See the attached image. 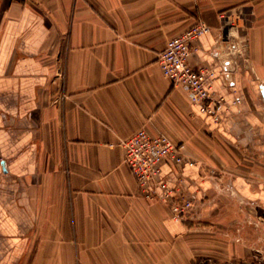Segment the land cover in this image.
<instances>
[{
  "label": "crops",
  "instance_id": "obj_1",
  "mask_svg": "<svg viewBox=\"0 0 264 264\" xmlns=\"http://www.w3.org/2000/svg\"><path fill=\"white\" fill-rule=\"evenodd\" d=\"M199 19L189 60L216 70L218 122L158 61ZM263 84L264 0H0V264H202L236 204L218 188L264 200ZM142 127L197 161L162 169L187 216L124 161Z\"/></svg>",
  "mask_w": 264,
  "mask_h": 264
},
{
  "label": "built area",
  "instance_id": "obj_2",
  "mask_svg": "<svg viewBox=\"0 0 264 264\" xmlns=\"http://www.w3.org/2000/svg\"><path fill=\"white\" fill-rule=\"evenodd\" d=\"M210 31L204 20H197L179 35L171 37L160 52L158 61L164 75L175 85H183L192 104L214 121L221 120L225 97L216 93V70L194 67L190 56L197 49L195 41ZM124 161L134 174L146 199L160 200L169 205L177 218L187 216L196 206V199L185 191L183 177L171 183L163 174V165H194L197 161L185 155L183 145L175 143L165 133L152 134L145 127L122 139Z\"/></svg>",
  "mask_w": 264,
  "mask_h": 264
},
{
  "label": "rangeland",
  "instance_id": "obj_3",
  "mask_svg": "<svg viewBox=\"0 0 264 264\" xmlns=\"http://www.w3.org/2000/svg\"><path fill=\"white\" fill-rule=\"evenodd\" d=\"M236 25L233 19L229 26ZM218 190L216 200L236 204L218 210L219 217V212L227 213L216 219L217 226L209 231L218 233V247L214 244L213 249L203 251L202 264H264V200L240 194L232 182Z\"/></svg>",
  "mask_w": 264,
  "mask_h": 264
},
{
  "label": "water",
  "instance_id": "obj_4",
  "mask_svg": "<svg viewBox=\"0 0 264 264\" xmlns=\"http://www.w3.org/2000/svg\"><path fill=\"white\" fill-rule=\"evenodd\" d=\"M262 89H263V95H264V84L262 85Z\"/></svg>",
  "mask_w": 264,
  "mask_h": 264
}]
</instances>
